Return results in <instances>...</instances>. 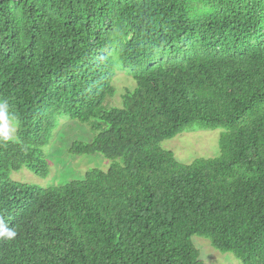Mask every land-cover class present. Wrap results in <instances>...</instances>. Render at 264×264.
Instances as JSON below:
<instances>
[{
  "label": "trees",
  "instance_id": "trees-1",
  "mask_svg": "<svg viewBox=\"0 0 264 264\" xmlns=\"http://www.w3.org/2000/svg\"><path fill=\"white\" fill-rule=\"evenodd\" d=\"M134 80L120 103L119 72ZM0 264H209L200 236L264 264V0H0ZM88 124L73 155L107 169L43 186L64 119ZM219 131L192 162L163 146ZM56 132V134H58Z\"/></svg>",
  "mask_w": 264,
  "mask_h": 264
},
{
  "label": "rangeland",
  "instance_id": "rangeland-1",
  "mask_svg": "<svg viewBox=\"0 0 264 264\" xmlns=\"http://www.w3.org/2000/svg\"><path fill=\"white\" fill-rule=\"evenodd\" d=\"M119 72L114 81L117 87L114 100L120 103L121 95L126 88L135 85L126 73ZM71 120V119H70ZM64 119L59 130L54 131L50 143L45 147V153L50 159V174L44 178L36 176L26 168L14 171L12 177L17 180L36 182L44 186L60 185L73 179L81 178L89 168L99 167L107 169L111 160L101 153L73 155L68 151L74 140L89 141L93 136L92 128L85 123L76 120ZM219 129L188 130L179 133L175 137L165 140L163 146L174 152L181 162L189 163L198 157H213L218 155ZM56 132L58 134H56ZM194 243L201 252V258L209 264H242L231 252H221L215 249L206 238L193 237Z\"/></svg>",
  "mask_w": 264,
  "mask_h": 264
},
{
  "label": "clouds",
  "instance_id": "clouds-1",
  "mask_svg": "<svg viewBox=\"0 0 264 264\" xmlns=\"http://www.w3.org/2000/svg\"><path fill=\"white\" fill-rule=\"evenodd\" d=\"M15 121L16 118L11 113L8 102L5 100H0V142H9L15 139L14 137L15 127H16ZM28 183L39 184L32 181H28ZM16 235L17 232L14 229L8 228L5 220L2 217H0V239L11 241L16 237Z\"/></svg>",
  "mask_w": 264,
  "mask_h": 264
}]
</instances>
